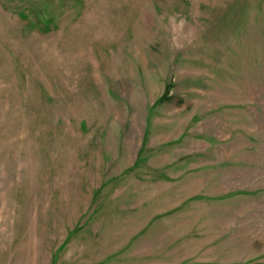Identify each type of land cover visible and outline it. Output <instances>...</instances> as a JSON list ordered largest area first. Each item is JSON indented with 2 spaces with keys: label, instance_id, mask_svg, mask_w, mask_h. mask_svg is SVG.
I'll return each mask as SVG.
<instances>
[{
  "label": "rangeland",
  "instance_id": "374dc122",
  "mask_svg": "<svg viewBox=\"0 0 264 264\" xmlns=\"http://www.w3.org/2000/svg\"><path fill=\"white\" fill-rule=\"evenodd\" d=\"M0 264H264V0H0Z\"/></svg>",
  "mask_w": 264,
  "mask_h": 264
},
{
  "label": "clouds",
  "instance_id": "9594fccd",
  "mask_svg": "<svg viewBox=\"0 0 264 264\" xmlns=\"http://www.w3.org/2000/svg\"><path fill=\"white\" fill-rule=\"evenodd\" d=\"M183 23H184V22H183V21H181V22H180V25L182 26V25H183Z\"/></svg>",
  "mask_w": 264,
  "mask_h": 264
}]
</instances>
